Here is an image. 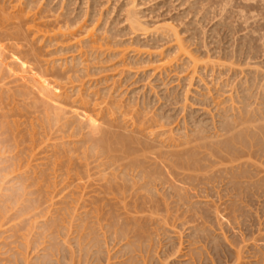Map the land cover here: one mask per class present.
Returning a JSON list of instances; mask_svg holds the SVG:
<instances>
[{"label": "rangeland", "instance_id": "rangeland-1", "mask_svg": "<svg viewBox=\"0 0 264 264\" xmlns=\"http://www.w3.org/2000/svg\"><path fill=\"white\" fill-rule=\"evenodd\" d=\"M27 1L0 0V11L29 8V23L45 32L64 26L88 37L90 29L104 51L85 43L69 50L65 37L39 39L27 30L29 23L19 30L22 38L15 29L0 28V203L24 199L40 210L50 208L48 215L72 228L71 237L85 234L84 245L91 247L81 254L88 264H129L133 254L138 264H235L239 255L238 264H262L264 147L245 132H227L220 116L234 102L230 110L239 112L245 83L264 90V0H37L30 7ZM129 8L136 9L142 28L130 27ZM180 43L188 55L178 50ZM72 58L84 61L76 73L69 71ZM63 91L70 98L58 95ZM110 92L126 110L114 127L102 103ZM153 115L165 116L163 128L173 129L166 138L174 135L175 144L195 134L196 140L177 146L179 156L170 154L179 149L166 148V142L163 149L151 148L153 157L141 152L138 158H146L156 177L96 167L107 156L105 126L111 137Z\"/></svg>", "mask_w": 264, "mask_h": 264}, {"label": "bare ground", "instance_id": "bare-ground-1", "mask_svg": "<svg viewBox=\"0 0 264 264\" xmlns=\"http://www.w3.org/2000/svg\"><path fill=\"white\" fill-rule=\"evenodd\" d=\"M37 0H28L27 1V4L29 5L28 7L32 6V4L34 2H36ZM11 2V1H10ZM23 4V2H22ZM21 4V5H22ZM21 5L19 7H21ZM16 9H17V4L14 6ZM26 9L28 11H26ZM3 10V9H2ZM136 10V9H135ZM133 8H129L127 10V15H126V18L128 19V22L130 24V27L135 30V29H139L141 27L142 22H141V19H139V17L137 16V12L135 11ZM31 11V10H30ZM3 12V13H2ZM0 11V28L1 30L4 31V33H7V30L8 29H15L14 32L18 33L17 36L19 38H22L21 36V32L19 33V30L21 29L22 27V24H28L29 23V8H18L17 11L15 13H8L7 11ZM139 15V14H138ZM40 16V15H39ZM39 18V17H38ZM34 19V18H33ZM22 22V23H21ZM31 23V22H30ZM30 23L27 25L28 28L27 30H30L34 37H37V38H46L48 37L49 41L50 40H53L54 38H56V41L57 42V38L61 41V37H65L66 41L67 39L70 40L71 42L69 43V45L66 47V48H69L70 50V47H77V45H81V43H83V46H84V43L87 45V44H90V50L93 49H96L95 52H98L99 50L98 49H101L100 52H102V50L104 51V49L102 48L104 46V43L102 44V42H98L99 40L96 39L94 37L95 34H93V32L91 33L88 29L87 32L85 33H90L88 35V37H78L75 35L74 33V30L73 29V32L70 33V30H68L66 27H62V26H59V28L57 29L58 31L55 32V29L54 30V33H53V30L52 32H46L44 31V27H43V30L42 28H38V26L36 27V25H34V23ZM46 23V22H45ZM37 24V23H36ZM50 24V23H49ZM68 24V23H67ZM48 25V24H47ZM7 27H9L7 29ZM26 27V26H25ZM69 27V26H68ZM81 27V26H80ZM5 28V30H4ZM79 28V27H78ZM142 28V27H141ZM171 28V27H170ZM46 29V28H45ZM70 29V28H69ZM72 29V28H71ZM131 29V30H132ZM26 30V29H25ZM64 30V31H63ZM77 30V28H76ZM80 30V28H79ZM83 30V29H82ZM10 31V30H8ZM22 31V30H21ZM29 31V32H30ZM81 31V30H80ZM30 32V33H31ZM77 34H78V30L76 31ZM3 33V32H2ZM11 33V31H10ZM52 33V34H50ZM1 34V33H0ZM83 34V33H82ZM177 34V33H176ZM9 35V34H8ZM7 35V37H8ZM79 35V34H78ZM12 38L14 36L11 35ZM26 36V34H25ZM80 36V35H79ZM15 37V36H14ZM11 38V39H12ZM180 38V37H179ZM17 39V38H16ZM34 39V38H33ZM64 39V38H63ZM18 40V39H17ZM22 41V39H20ZM27 40V39H26ZM43 40V39H42ZM102 40V39H101ZM25 40H23L24 42ZM46 41V40H45ZM54 41V40H53ZM181 41V40H180ZM1 42V41H0ZM3 42V40H2ZM20 42V41H19ZM22 42V43H23ZM8 42H6L7 44ZM13 43V41H12ZM27 43V41H26ZM25 43V45H26ZM183 43V42H182ZM5 44V43H4ZM49 44V43H48ZM177 44V43H176ZM9 45V43H8ZM15 45V44H14ZM17 45V44H16ZM24 45V46H25ZM184 45V43H183ZM181 43L178 45V50L181 49L183 51L181 52H184L187 54V48L185 49L184 46H183ZM10 46L11 45V41H10ZM22 46V45H21ZM4 47V46H2ZM14 47V46H13ZM20 47V45H19ZM23 47V46H22ZM177 47V45H176ZM186 47V46H185ZM4 48H7V46L5 45ZM71 48V49H72ZM8 49V48H7ZM61 49V48H59ZM58 49V51H59ZM64 49H65V46H64ZM77 49V48H75ZM79 49H81L79 47ZM15 50V48H14ZM63 50V49H62ZM61 50V52H62ZM68 51V49H65ZM89 50V49H88ZM87 50V51H88ZM4 51V50H3ZM2 51V52H3ZM19 51V50H18ZM122 51V50H121ZM121 51H118L121 53ZM1 52V50H0ZM57 52V51H56ZM64 52V51H63ZM91 52V51H90ZM123 52V51H122ZM189 52V51H188ZM4 53V52H3ZM15 53V51H14ZM17 53V51H16ZM94 53V51L92 52ZM2 54V53H1ZM35 54V53H34ZM98 54V53H97ZM114 54V53H113ZM116 54H118L116 52ZM18 55H19V52H18ZM36 55V54H35ZM83 54H81L82 56ZM1 56V55H0ZM22 56V55H21ZM51 56V55H50ZM80 56V55H79ZM80 56V57H81ZM191 56H192V53H191ZM17 57V56H16ZM26 57V56H25ZM37 57V56H36ZM76 57V56H75ZM74 57V59H76ZM85 57V56H84ZM189 57V56H188ZM196 57V56H195ZM20 58V57H19ZM187 58V57H186ZM197 58V57H196ZM79 59V57H78ZM198 59V58H197ZM46 60V59H45ZM56 60V59H55ZM67 60V59H66ZM199 60V59H198ZM197 60V61H198ZM220 60V59H219ZM8 61V60H7ZM23 61V60H22ZM47 61V60H46ZM53 61V60H51ZM57 61L59 62H63V60L61 59H58ZM73 58H72V61L73 62ZM215 61V60H214ZM221 61V60H220ZM233 61V60H232ZM231 61V62H232ZM56 61H54L55 63ZM61 62V64H62ZM69 62V61H68ZM84 61L83 59H81L78 63V61L76 62V64L74 63V65L72 66V68L69 69V71H74L75 70V73L76 71L80 70L78 68V70H76L75 68H77L78 64H82ZM190 62V60H189ZM207 62V61H206ZM222 62V61H221ZM53 63V62H51ZM65 63V61H64ZM78 63V64H77ZM195 64H197L195 61H194ZM25 64H26V61H25ZM169 64V61L167 60H162L161 61V65L162 66H166ZM221 64V63H219ZM17 65V64H16ZM52 65V64H51ZM231 65V64H230ZM229 65V66H230ZM234 64H232L233 66ZM18 66V65H17ZM16 66V67H17ZM62 66V65H61ZM67 66V65H66ZM84 66V64H83ZM86 66V65H85ZM222 66H224L222 64ZM27 67V65L25 66ZM35 67V66H34ZM59 67V66H58ZM69 67V66H68ZM83 68V67H82ZM225 68V67H224ZM15 69V68H14ZM41 69V68H40ZM47 69V68H46ZM51 69V68H50ZM55 70V68H53ZM63 69V68H62ZM84 69V68H83ZM232 69V67H231ZM12 70V69H11ZM23 70V69H22ZM61 70V69H59ZM85 70V69H84ZM243 70V68H242ZM14 71V70H13ZM66 71H67V68H66ZM2 72V71H1ZM18 72H21V71H18ZM25 72V71H24ZM47 72V71H46ZM43 73V72H42ZM62 73V72H61ZM65 73V72H64ZM63 73V74H64ZM72 73V72H71ZM35 74V73H34ZM49 74V73H48ZM74 74V73H73ZM72 74V75H73ZM50 75V74H49ZM67 75V74H66ZM70 75V74H69ZM13 76V75H12ZM57 76V74H56ZM62 76V75H61ZM76 76V75H75ZM17 77V76H16ZM53 77V76H52ZM69 77V76H68ZM78 77V76H77ZM10 79V78H9ZM16 79V78H15ZM44 79V78H43ZM245 79V77H244ZM258 79V78H257ZM8 80V79H7ZM251 80V79H250ZM236 81V80H235ZM6 82V81H5ZM23 83V82H22ZM38 83V82H37ZM242 83V81H241ZM252 83V82H251ZM245 83V85H243V90H241V93H243L241 96H238V100L239 102L241 103L240 105V108L239 106L236 107V109H238V113H232L231 110L235 109L234 108V104L236 102H234V104L232 105H229L232 106V108H229L228 109V106L226 109H223L224 111V114L220 117H222L221 119V123L223 125V127H226V131H232V130H237L238 132H241V134L243 135L242 132H245V136L247 138H250L252 141H253V144L256 146H262V148L264 147V90H258V92L255 90H253V88L255 87V82L254 84L252 83ZM264 83V82H263ZM8 84V83H7ZM15 84V83H14ZM28 84V83H27ZM230 84V83H229ZM17 85V84H16ZM34 85V84H33ZM58 86V84H56ZM237 85V83H236ZM261 85V83H260ZM48 86V85H47ZM231 86V85H230ZM9 87V86H8ZM7 87V88H8ZM45 87V86H44ZM260 87V86H259ZM31 88V87H30ZM46 88V87H45ZM236 88V87H235ZM264 88V87H263ZM79 89V88H78ZM262 89V88H261ZM2 90V89H1ZM7 90V89H6ZM19 90V88H18ZM33 90V89H32ZM35 90V89H34ZM39 90L41 91L42 90V86H39ZM26 91V90H25ZM24 91V92H25ZM54 91V90H53ZM111 91V90H110ZM236 91V90H235ZM234 91V92H235ZM243 91V92H242ZM259 91H261L262 94L259 93ZM255 92L259 93V95L255 94ZM6 93V92H5ZM41 93V92H39ZM50 93V92H49ZM48 93V94H49ZM29 94V93H28ZM27 94V95H28ZM57 94V93H56ZM106 94V93H105ZM110 94V97H106L107 100H104L102 101V103H106L107 106L105 108L106 109V113H105V117L108 116L107 119L109 120H106L108 123H111V127H114V123L118 120H123V115L125 114L126 110L123 108L124 105L122 106V102L120 103L119 100H117L118 98L114 96L115 99H113V97H111V92L109 93ZM233 94V93H232ZM30 95V94H29ZM40 95V94H39ZM51 95V94H50ZM59 96L63 97V95L65 97H68L70 98L68 95H67V92L66 91H63V92H59L58 93ZM230 95V93H229ZM54 97V95H52ZM119 97V96H118ZM13 98V97H12ZM46 98V97H45ZM49 98V97H48ZM55 98V97H54ZM110 98V100L108 99ZM233 99V98H232ZM30 100V99H29ZM37 100V99H36ZM52 100V98H51ZM59 100V99H58ZM57 100V101H58ZM222 100V99H221ZM225 100V99H223ZM231 100V99H230ZM64 101V104H65V100ZM219 101V100H218ZM234 101V100H233ZM35 102V101H34ZM55 103L56 102V99L54 101ZM59 102V101H58ZM83 102H86L83 100ZM18 103V102H17ZM68 103V101H67ZM66 103V104H67ZM220 103V102H219ZM224 103V102H223ZM36 104V103H35ZM59 104V103H58ZM63 104V103H62ZM105 104V105H106ZM69 105V104H68ZM87 105H89V103H87ZM236 105V104H235ZM59 106V105H58ZM145 107V105H144ZM223 108V106H222ZM99 109H102V112H103V108L100 106ZM221 109V108H220ZM231 109V110H230ZM125 110V111H124ZM144 111V110H143ZM143 111H141V113H144ZM229 111H231V113H228ZM234 111V110H233ZM220 112V111H219ZM157 113V112H156ZM159 113V112H158ZM99 114H100V117H101V113L99 111ZM153 114V113H152ZM219 114V113H218ZM144 115V114H143ZM147 115V114H146ZM116 116V117H115ZM158 117V118H157ZM165 117L164 115H157L156 117L153 115L152 116H144L143 118V121H144V125H135L134 127H132V130L135 131V128H136V133L134 131H132L133 133V136H131L132 134L130 133L131 131L126 129L125 130L123 129L122 131L120 129H118L113 135H111V137L109 136L110 135V131L111 130H107V126H105L104 128H106V130L104 131V128H103V125H101V127L99 128L101 131L103 130L104 131V139L106 141V145L104 148L107 149V153L104 154L107 155V159L106 157L104 158L103 162H100V164H97L96 167H100L99 170L100 171H106L104 169H109L111 168L112 172H117V171H120V174L121 172H126L127 169L131 168L133 171L135 170L136 171V174L135 176L137 178L139 177H143L145 175H147L148 173H151L149 176H151L153 174V172L155 173V170L154 168H152V165L151 164H148V161L145 160L146 158H143V159H140L138 158V155H141L143 154V157H153V155L151 156V154L149 153V151L151 150V148L155 147V146H159V147H162L163 144L166 142L165 146L167 145L166 148H172V150H175L177 149L179 146H181V144H186V147H187V144L189 146V143L191 144V141L193 142L194 139L196 138V135L195 132H193L195 134V136L193 137L194 139L192 140L191 138L186 140V141H181L182 143L180 144H175L177 141L172 142V139H174V135L173 137L168 138V135H166L167 133H170L173 132V129L172 131L170 130H167L165 128H163V125H165V122L162 121ZM99 118V117H98ZM97 118V119H98ZM92 120V119H91ZM102 120V119H101ZM104 120V119H103ZM102 120V121H103ZM167 120V119H166ZM185 120V118H184ZM96 121V120H95ZM215 121V120H214ZM114 122V123H112ZM99 123V122H98ZM217 123V122H216ZM80 124V123H79ZM118 124V123H117ZM133 124H135L133 122ZM146 124V126H145ZM152 124H155V125H161L162 128L160 130H152V129H148L152 126ZM187 124V123H186ZM90 125V124H89ZM198 125V124H197ZM220 125V124H219ZM100 126V125H99ZM109 126V124H108ZM128 126V125H127ZM92 127V126H91ZM118 127L119 124H118ZM116 126V129L118 128ZM124 127V126H122ZM188 127V126H187ZM157 128V127H156ZM202 128V127H201ZM113 128L112 131L116 130ZM130 129V128H129ZM199 127H198V131H199ZM203 129V128H202ZM214 129V128H213ZM221 129V128H220ZM96 130V129H95ZM179 130V129H178ZM121 131V132H120ZM130 131V132H129ZM181 131V130H180ZM201 131V130H200ZM99 132V131H98ZM124 132H129L130 136H126V134ZM196 132H197V129H196ZM202 132V131H201ZM201 132L199 133V138L198 139H201L200 138V134ZM216 132V131H215ZM89 133V132H87ZM234 133V132H233ZM72 134V133H71ZM75 134V133H74ZM97 134V133H96ZM173 134V133H172ZM171 134V136H172ZM184 134V133H183ZM186 134V133H185ZM198 134V132H197ZM219 134V133H218ZM225 134V133H224ZM85 135V134H84ZM90 135V134H89ZM163 135H166L163 137ZM187 135V134H186ZM216 135V134H215ZM222 135V133L220 134ZM236 135V134H235ZM155 137V138H158L156 141V143H154V141H151L150 140V137ZM188 136V135H187ZM217 136V135H216ZM219 136V135H218ZM240 136V134H239ZM86 137V135H85ZM153 137V138H154ZM160 137V138H159ZM167 137V138H166ZM185 137V136H184ZM243 139H244V136H241ZM187 138V137H186ZM220 138V137H219ZM223 138V137H222ZM247 138H246V141H247ZM84 139V138H83ZM176 139V138H175ZM181 139V138H180ZM217 139V138H216ZM85 140V139H84ZM168 140H171L169 142H167ZM196 140V139H195ZM242 140V139H241ZM250 140V142H251ZM226 141V140H225ZM245 141V142H246ZM91 142V141H90ZM248 142V141H247ZM246 142V143H247ZM228 143V142H227ZM99 144V143H98ZM193 144V143H192ZM250 144V143H249ZM225 145V144H224ZM251 145H252V142H251ZM165 146H164V149H165ZM178 146V147H177ZM184 146V145H183ZM215 146V145H214ZM56 147V146H55ZM177 147V148H174ZM179 147V148H180ZM238 147V146H237ZM241 147V146H240ZM252 147V146H251ZM170 148V149H171ZM178 148V149H179ZM189 148V147H188ZM191 148V147H190ZM236 148V147H235ZM163 149V147L161 148ZM194 149V148H193ZM258 149V148H257ZM260 149V148H259ZM258 149V150H259ZM154 150V149H153ZM82 151V150H81ZM85 151V150H84ZM148 151V153H147ZM179 151V152H178ZM71 152V151H70ZM103 152V151H101ZM142 152V154H141ZM152 152V151H150ZM159 153H161L162 151L159 149L158 151ZM195 152V150L193 151ZM92 153V152H91ZM100 153V152H99ZM181 153V150H176V151H172V153L170 152V154H173L174 155H178ZM90 154V152H89ZM102 154V153H101ZM149 154V155H147ZM167 154V152H166ZM169 154V153H168ZM182 154V153H181ZM84 155V154H83ZM93 155V154H92ZM161 155V154H160ZM159 155V157H160ZM158 156V155H157ZM162 156H163V153H162ZM172 156V155H171ZM179 156V155H178ZM158 157V158H159ZM167 157V156H166ZM165 157V159H166ZM192 157V155H191ZM87 158V157H86ZM164 158V157H163ZM176 158V157H175ZM203 158V157H202ZM169 159V158H168ZM187 159V157H186ZM79 160V159H78ZM91 160V159H90ZM96 160V158H95ZM94 160V161H95ZM100 160V159H99ZM107 160V161H106ZM155 160V159H154ZM159 160V159H158ZM175 160V159H174ZM87 161V160H86ZM161 161V159L159 160ZM176 162V161H175ZM174 162V164H175ZM84 163V161H83ZM170 163V162H169ZM94 164V163H93ZM92 164V165H93ZM225 165V164H224ZM104 167V168H103ZM156 167V166H155ZM90 168V167H89ZM102 168V170H101ZM160 167L157 168V171ZM215 168V167H214ZM109 169V170H111ZM108 170V171H109ZM156 171V172H157ZM163 171V170H162ZM99 173V172H98ZM115 173H114V176H115ZM129 173V172H128ZM101 174V172H100ZM99 174V176H101ZM89 175V173H88ZM117 175V174H116ZM121 175H124V174H121ZM126 175V173H125ZM154 175V174H153ZM128 176V175H127ZM175 176V175H174ZM261 176V175H260ZM4 177V176H3ZM6 177V176H5ZM113 177V176H112ZM124 177V176H123ZM141 177V178H142ZM154 177H156L154 175ZM161 177V176H160ZM118 178V177H117ZM127 178V177H125ZM163 178V176H162ZM101 179V177H100ZM108 179H110L108 177ZM112 179V178H111ZM114 179V178H113ZM145 179V178H144ZM143 179V181H144ZM147 179H148V176H147ZM126 180V179H125ZM129 180H130V176H129ZM10 181V180H9ZM8 181V182H9ZM122 181V180H121ZM134 181V180H133ZM174 181V180H173ZM184 181V180H183ZM12 182V180L10 181ZM9 182V183H10ZM146 182V181H145ZM144 182V183H145ZM194 182V181H193ZM102 183V182H101ZM137 183H138V180H137ZM141 183L143 184V182L141 181ZM148 183V182H147ZM146 183V184H147ZM150 183H151V180H150ZM253 183V182H252ZM16 184V183H15ZM104 184V183H103ZM164 184V183H163ZM25 185V184H24ZM136 185V184H135ZM135 185H134V188H135ZM166 185V184H165ZM168 185V184H167ZM176 185V183H175ZM28 186V185H27ZM129 186V185H128ZM14 187V185H13ZM140 187V186H139ZM138 187V188H139ZM170 187V186H169ZM177 187V186H176ZM141 188V187H140ZM152 188V187H151ZM8 189V188H7ZM161 189V188H160ZM13 190V189H12ZM112 190V189H111ZM27 191V190H26ZM17 192V191H16ZM115 192V191H114ZM145 193V192H144ZM29 194V192H28ZM7 195V194H6ZM31 195V194H29ZM124 196V195H123ZM25 197V196H24ZM125 197V196H124ZM151 197V196H150ZM3 199V198H2ZM1 199V200H2ZM50 199V198H49ZM125 199V198H124ZM165 199V198H164ZM6 200V199H5ZM15 200V199H14ZM52 199H50L51 201ZM62 200V199H61ZM131 200V199H130ZM167 200V199H166ZM3 201V200H2ZM22 201V200H21ZM21 201L18 200V202H10V204H8V202H5L4 204H1L0 203V264H88L87 261L85 259H83V256L81 253H88L87 248H90L91 245L90 243H87L84 245V237H85V234L83 236V234L78 233L77 230V234L75 237H71L70 235L72 233H70L69 231L72 229L70 227V229L59 223L56 218H54L53 216L51 215H48L50 212L48 211L49 209H44L43 210H40L39 206L38 205H26L27 203L24 201L23 199V202L22 204L20 203ZM120 201V200H119ZM73 202V201H72ZM126 202V201H125ZM124 202V204H125ZM24 203V204H23ZM12 204V205H11ZM50 204V203H49ZM47 205V203H46ZM168 206V205H167ZM43 207V206H42ZM49 207V206H48ZM51 207V206H50ZM56 207V206H55ZM74 207V206H73ZM72 207V208H73ZM137 208V207H136ZM66 209V208H65ZM215 209V208H214ZM169 210V209H168ZM48 211V212H47ZM80 211V210H79ZM52 212V211H51ZM69 212V211H68ZM217 212V210H216ZM78 213V212H77ZM87 214V213H86ZM75 215V214H73ZM119 216V215H118ZM80 217V216H78ZM74 218V217H73ZM72 218V220H73ZM120 219V218H119ZM218 219V218H217ZM79 222V221H78ZM229 222V221H228ZM72 223V222H71ZM77 224V223H76ZM196 226V225H195ZM67 228L69 229V231L67 230ZM201 230V229H200ZM72 231V230H71ZM96 232V231H95ZM83 233V232H82ZM79 234V235H78ZM146 235V234H145ZM94 239V238H93ZM95 240V239H94ZM96 243L94 244H98L99 242L97 241V239L95 240ZM128 242V241H126ZM192 242V241H191ZM71 243V246H68V244ZM129 243V242H128ZM73 245H75L76 248L73 247ZM129 245V244H128ZM181 245V244H180ZM198 245V244H197ZM127 247V246H126ZM140 246H138L139 248ZM196 247V246H195ZM137 247H135L136 249ZM142 248V246L140 247ZM134 248L131 249L129 252L130 254L133 253V250H135ZM198 249V247H197ZM196 249V250H197ZM202 249V248H200ZM200 249H199V252H200ZM125 250V249H124ZM139 250V249H137ZM180 250V249H179ZM261 250V249H260ZM136 251V250H135ZM134 251V252H135ZM141 251V250H140ZM77 252H80V253H77ZM128 252V253H129ZM262 252V256L263 259H262V264H264V251H261ZM180 253V252H179ZM197 253V252H196ZM77 254V255H76ZM174 255V254H173ZM237 255V254H236ZM110 257V255H109ZM193 257V256H192ZM131 261H129V264H138L139 260L137 259V256L136 255H132L130 257ZM194 258V257H193ZM110 259V258H109ZM241 257L240 255L237 257V260L235 264H238L240 261ZM128 260V259H127ZM144 260V259H143ZM169 260V259H168ZM167 262V261H166ZM165 262V263H166ZM169 262V261H168ZM107 264H110L109 263V260L107 262ZM126 264V263H125ZM145 264V262H144Z\"/></svg>", "mask_w": 264, "mask_h": 264}]
</instances>
